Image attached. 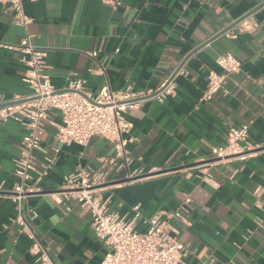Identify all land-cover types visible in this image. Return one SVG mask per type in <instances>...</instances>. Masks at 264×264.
Here are the masks:
<instances>
[{
    "label": "crops",
    "instance_id": "0c3cea01",
    "mask_svg": "<svg viewBox=\"0 0 264 264\" xmlns=\"http://www.w3.org/2000/svg\"><path fill=\"white\" fill-rule=\"evenodd\" d=\"M263 2L24 0L32 20L28 27L17 24L0 3V96L6 99L30 92L23 54L11 48L27 35L45 52V72L59 89L77 73L93 95L105 85L113 91L159 90L184 63L174 78V94L163 101L147 99L127 113L133 124L127 136L133 159L128 168L118 170L120 161L110 163L115 148L103 136L86 145H60L56 126L61 114L53 111L40 135L55 164L38 182L43 192L22 205L11 192L26 129L14 120L0 123V264H36L33 241L14 222L33 209L38 216L31 227L58 264H102L105 248L90 212L74 201L58 204L47 193L81 168L108 172L101 194L111 197V211L132 218L140 206V232L157 211L185 204L186 221L172 225L188 247L186 264H264V150L246 160L207 166L212 176L207 180L200 170L212 149L226 142L231 127L248 124L253 144L264 145V6L230 30L246 26L236 38L225 34L187 59ZM226 52L241 60L242 69L226 76L213 98L204 100L209 71L221 72L216 59ZM134 170L143 174L127 178Z\"/></svg>",
    "mask_w": 264,
    "mask_h": 264
},
{
    "label": "built area",
    "instance_id": "2783aa9c",
    "mask_svg": "<svg viewBox=\"0 0 264 264\" xmlns=\"http://www.w3.org/2000/svg\"><path fill=\"white\" fill-rule=\"evenodd\" d=\"M0 3L13 13L17 24L28 27L31 23L24 9V0H0ZM245 29L246 26L242 25L238 32ZM238 32L228 31L226 34L236 38ZM11 48H18L23 54L22 61L26 65L24 80L30 89L29 94H17L11 99L0 96V123L14 120L26 129L20 153L14 161V174L18 181L11 197L18 205H22L33 193L43 192L38 182L55 164L56 158L49 155L47 148L41 144L40 135L53 111L61 114V123L56 126V139L60 145H86L94 136H103L115 148V156L110 163L120 161L117 165L120 170L128 168L133 160L127 149V136L133 128L127 118L129 110L139 107L147 99L163 101L175 91V77L170 80L171 75L159 90L113 91L105 85L93 95L86 90V80L77 73H72L67 86L59 89L45 72V52L33 44L31 36L27 35L19 46ZM91 55L95 56L96 52ZM216 63L221 72L209 71L204 100L213 98L222 88L226 76L242 69L241 60L232 52L220 54ZM262 150L264 145L253 144L250 140L248 124L231 127L226 142L212 149L208 160L200 165V170L207 180L212 177L207 166L232 159L246 160ZM55 151L59 149L55 148ZM33 173L37 174L36 178ZM142 174V170H134L127 174V178L133 179ZM107 176L108 172L81 168L66 175L58 190L47 192L58 204L68 205L74 201L90 212L95 235L105 248L102 264H186L184 257L188 247L179 240V232L172 225L174 220L186 221L185 204L173 210L157 211L146 219L148 229L140 232L136 229V221L140 217L139 205L134 207L132 218L110 210L111 197L101 194V189L107 185ZM185 202L191 203L192 200L187 197ZM37 216V211L33 209L20 213L14 222L33 241L30 252L36 264H58L31 227L30 221Z\"/></svg>",
    "mask_w": 264,
    "mask_h": 264
},
{
    "label": "water",
    "instance_id": "95a60500",
    "mask_svg": "<svg viewBox=\"0 0 264 264\" xmlns=\"http://www.w3.org/2000/svg\"><path fill=\"white\" fill-rule=\"evenodd\" d=\"M264 6V2L262 4H260L258 7L254 8L252 11L248 12L247 14H245L244 16H242L241 18H239L238 20H236L235 22H233L232 24H230L229 26H227L226 28H224L223 30H221L220 32H218V34H216L215 36H213L211 39H209L207 42H205L204 44H202L201 46H199L198 48H196L188 57L187 59L194 54L196 51H198L199 49H201L202 47H204L206 44L214 41L215 39L225 35L228 31L232 30L233 28H235L236 26H238L240 23H242L246 18H248L250 15H252L253 13H255L257 10H259L260 8H262ZM186 59V60H187ZM184 63L181 64L179 66V68L175 71V73L173 74V76L171 77L170 80H172L176 74L182 69ZM3 106V105H2Z\"/></svg>",
    "mask_w": 264,
    "mask_h": 264
}]
</instances>
